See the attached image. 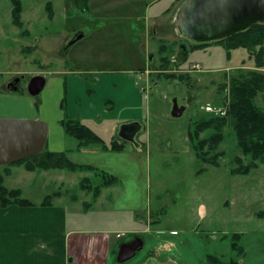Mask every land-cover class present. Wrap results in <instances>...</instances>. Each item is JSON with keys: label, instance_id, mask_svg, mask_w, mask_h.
<instances>
[{"label": "rangeland", "instance_id": "1", "mask_svg": "<svg viewBox=\"0 0 264 264\" xmlns=\"http://www.w3.org/2000/svg\"><path fill=\"white\" fill-rule=\"evenodd\" d=\"M74 1L21 0L20 29L12 22L11 0H0V78L5 86L21 83L27 88L37 75L50 78L65 72L93 82L95 72L119 68L134 71L136 89L151 88L152 94L142 107L136 139H117L125 144L121 153L77 158L117 176L116 186L103 189L92 205L97 198L84 194L77 179L90 175L93 186L100 180L93 173L67 171V200H77L84 208L92 205L88 212H79L87 225L73 226L112 236L108 264H207L208 254L238 264H264V165L248 175L231 174L236 156L244 163L249 158L229 127L218 148L224 156L216 167L197 159L184 135L195 121L226 112L224 83L252 70L264 72V67L258 69L245 48L230 50L229 57L224 43L198 47L184 36L176 20L186 0H146L132 9L138 16L132 21L125 6L98 9L92 4L88 12H81ZM164 10L174 17L154 21L153 15L163 16ZM148 52L153 54L149 63ZM195 64L200 68L193 69ZM44 91L35 100H42ZM262 96L256 98L261 108ZM175 102L185 107L178 118L172 115ZM23 184L29 198L41 197L37 180ZM235 233L241 235V256L231 249ZM128 243L134 247L130 255ZM119 254H126V259Z\"/></svg>", "mask_w": 264, "mask_h": 264}, {"label": "crops", "instance_id": "2", "mask_svg": "<svg viewBox=\"0 0 264 264\" xmlns=\"http://www.w3.org/2000/svg\"><path fill=\"white\" fill-rule=\"evenodd\" d=\"M144 3L147 1L90 0V7L92 8L94 4L98 9L111 4L114 7L125 6L126 16L132 21L135 20L133 18L135 16L138 20L132 9ZM113 13L115 16L119 15ZM161 13L163 16L157 13L153 15L154 21L165 15L172 16L171 12L165 10ZM121 16H118V19H126V16ZM146 28H149V22ZM153 32L159 33L156 28ZM147 54H149L147 63L152 62L153 54L151 52ZM65 73L50 78L37 75L43 77L45 82L41 91L35 95L28 90L30 81L27 88H23L21 83L7 87L6 80L0 78V173L7 187L19 188L23 197L35 203L33 206L0 207V264H89V262L108 264L112 253L110 251L112 236L109 233H94L73 226L87 225L82 220L83 217L79 216V212L82 213L84 209L88 212L100 197L98 196L88 208H84L77 200L69 202L68 188L65 187L71 180L67 176L68 170H44L37 166L30 170L27 165H36L39 156L45 151H68V156L73 162L89 164L98 169L93 162H81L79 159L77 161L78 156L93 157L98 154L97 152L109 151L102 150L99 145H90L78 150L77 140L66 134L62 120L66 117L82 120L106 144L117 140L120 136L127 139L122 134V127L138 123V120L143 119L142 107L146 103L143 94L149 91L151 95L152 90L151 88L137 90L135 87L137 74L130 70L115 68L103 73L95 72L93 82L83 79L77 72ZM42 91H44L42 100H35V96ZM109 104L110 109L107 107ZM139 126L140 128L129 140L136 139L142 129L140 124ZM187 132L188 130L184 134L186 138ZM68 172L72 173V171ZM76 172L95 175L93 171L73 173ZM84 177L90 175H83L77 180L80 182ZM36 180L40 183L41 192V197L37 200L27 196L23 184ZM79 188L83 193L92 194L83 188L81 182ZM107 188L110 187L103 189ZM48 195L52 196L51 204H41ZM127 246L130 255L134 247L131 248L129 243ZM116 249L117 246L113 252L117 251ZM119 255L121 259H126L124 258L126 254Z\"/></svg>", "mask_w": 264, "mask_h": 264}, {"label": "trees", "instance_id": "3", "mask_svg": "<svg viewBox=\"0 0 264 264\" xmlns=\"http://www.w3.org/2000/svg\"><path fill=\"white\" fill-rule=\"evenodd\" d=\"M11 2L13 4L12 22L22 29V2L21 0H11ZM74 2L79 11L88 12L90 0H75ZM47 8L50 10L49 16H52L51 3L47 4ZM216 42L226 45L229 57V52L232 49H247L255 66L258 69L264 67V23L255 24L244 32ZM212 43L197 44V46L201 47ZM222 88H228L227 99L224 103L226 112L223 115H212L195 121L192 127L188 129V139L192 143L196 158L207 165L216 167L219 165V159L224 156V152L218 151V148L225 140V129L231 128L238 148L241 149L244 157L249 158V161L244 163L242 157L236 156L233 160L236 166L231 170V174L248 175L253 169L258 168L259 164L264 165V107L261 108L256 103V98L260 93H263L262 101L264 103V72L252 70L247 76H235L228 83H224ZM62 125L66 134L77 140L78 150L90 145H99L102 150L109 152H120L124 149V143L117 140H112L106 144L97 133L80 119L64 118ZM207 131H211L210 135L202 138L201 134ZM36 166L44 170L93 171L100 180L99 183L93 186L91 178L84 177L81 184L87 192L92 193L94 198L100 195L103 188L119 183V179L115 175L89 164L73 162L68 156V151H45L39 156L36 165L28 164L27 168L32 170ZM51 199L52 196L48 195L41 204L50 205ZM10 205L33 206L35 203L23 197L19 188L7 187L4 184L3 175L0 173V207ZM260 216H263L262 213ZM232 238L231 249L238 256L243 255L244 247L240 244L241 235L235 233ZM206 260L207 264H238L235 259L224 261L215 254H208Z\"/></svg>", "mask_w": 264, "mask_h": 264}, {"label": "water", "instance_id": "4", "mask_svg": "<svg viewBox=\"0 0 264 264\" xmlns=\"http://www.w3.org/2000/svg\"><path fill=\"white\" fill-rule=\"evenodd\" d=\"M258 23H264V0H186L176 20L182 34L198 44L230 38ZM44 82L41 76L33 77L29 92L39 93ZM184 112L185 107L175 102L172 115L181 117ZM139 128L138 123L124 125L122 134L127 139L132 138Z\"/></svg>", "mask_w": 264, "mask_h": 264}, {"label": "built area", "instance_id": "5", "mask_svg": "<svg viewBox=\"0 0 264 264\" xmlns=\"http://www.w3.org/2000/svg\"><path fill=\"white\" fill-rule=\"evenodd\" d=\"M194 68H200V65H199V64H195V66L193 67V69H194ZM148 92H149V91H148ZM148 92H146V93L143 94V98H144L145 101H146L147 98H148V94H149ZM206 110L211 111V110H212V107L208 105V106L206 107ZM220 113H221V115H223V114L225 113V111H224V110H221V111H219V112L216 111L215 114H216V115H220Z\"/></svg>", "mask_w": 264, "mask_h": 264}, {"label": "flooded vegetation", "instance_id": "6", "mask_svg": "<svg viewBox=\"0 0 264 264\" xmlns=\"http://www.w3.org/2000/svg\"><path fill=\"white\" fill-rule=\"evenodd\" d=\"M136 242V241H135ZM135 246V245H134Z\"/></svg>", "mask_w": 264, "mask_h": 264}]
</instances>
